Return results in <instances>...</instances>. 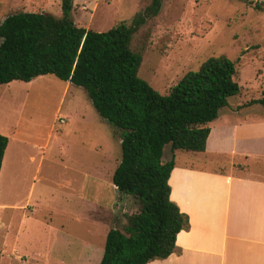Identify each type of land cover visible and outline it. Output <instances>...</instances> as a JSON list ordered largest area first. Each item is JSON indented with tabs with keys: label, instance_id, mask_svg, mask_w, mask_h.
Segmentation results:
<instances>
[{
	"label": "rangeland",
	"instance_id": "obj_1",
	"mask_svg": "<svg viewBox=\"0 0 264 264\" xmlns=\"http://www.w3.org/2000/svg\"><path fill=\"white\" fill-rule=\"evenodd\" d=\"M74 1L75 23L95 31L131 21L151 2ZM19 11L60 17L62 0H0V24ZM132 46L143 54L139 75L163 94L209 57L227 55L237 64L241 90L211 126L264 124V105L252 103L264 99V0H164ZM66 88V81L52 74L0 85V128L18 125L25 139L50 142L27 204L13 163L0 176V199L14 204L0 206V264H100L108 231L123 226L126 208L137 207L113 183L122 159L114 126L99 115L82 87ZM213 145L207 152L177 150L176 162L219 169L236 158L247 165L246 172L264 174V127H251L240 143L248 148V158L222 154ZM170 154L167 149L166 159ZM9 188L13 192L5 193Z\"/></svg>",
	"mask_w": 264,
	"mask_h": 264
},
{
	"label": "trees",
	"instance_id": "obj_2",
	"mask_svg": "<svg viewBox=\"0 0 264 264\" xmlns=\"http://www.w3.org/2000/svg\"><path fill=\"white\" fill-rule=\"evenodd\" d=\"M163 1L151 0L131 21L107 31L78 26L74 0H62L60 17L19 11L0 24V85L48 74L70 81L86 91L121 140L113 183L137 207L126 208L123 226L108 231L100 264H149L179 251L177 235L190 228V219L171 199L175 152L205 151L210 123L241 90L237 64L225 54L187 72L167 94L139 75L143 54L133 49V39ZM252 103L264 105V99ZM8 144L0 133V173Z\"/></svg>",
	"mask_w": 264,
	"mask_h": 264
},
{
	"label": "crops",
	"instance_id": "obj_3",
	"mask_svg": "<svg viewBox=\"0 0 264 264\" xmlns=\"http://www.w3.org/2000/svg\"><path fill=\"white\" fill-rule=\"evenodd\" d=\"M72 84L66 81V90ZM211 123L203 152L212 143L222 154L246 158L250 152L240 143L245 141L251 127H264L261 122L230 123L214 130ZM0 133L9 138L0 176L7 163H13L14 178L19 179L20 185L25 184L27 204L36 189L50 142L41 145L25 139L18 125L1 127ZM244 169L247 165L238 163L236 158H232L228 168L219 169L176 162L169 179L171 199L189 216L190 228L177 235L178 252L149 264H264V174ZM12 192L11 188L5 190L7 194ZM13 205L9 199H0L2 207Z\"/></svg>",
	"mask_w": 264,
	"mask_h": 264
},
{
	"label": "built area",
	"instance_id": "obj_4",
	"mask_svg": "<svg viewBox=\"0 0 264 264\" xmlns=\"http://www.w3.org/2000/svg\"><path fill=\"white\" fill-rule=\"evenodd\" d=\"M61 122H65V120L62 119Z\"/></svg>",
	"mask_w": 264,
	"mask_h": 264
},
{
	"label": "bare ground",
	"instance_id": "obj_5",
	"mask_svg": "<svg viewBox=\"0 0 264 264\" xmlns=\"http://www.w3.org/2000/svg\"><path fill=\"white\" fill-rule=\"evenodd\" d=\"M2 184H3V180H2ZM2 184H1V185H2Z\"/></svg>",
	"mask_w": 264,
	"mask_h": 264
}]
</instances>
